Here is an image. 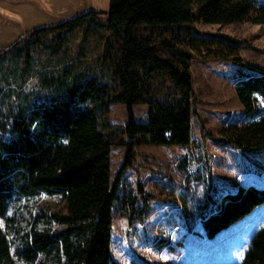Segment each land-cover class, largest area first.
Wrapping results in <instances>:
<instances>
[{
    "label": "trees",
    "instance_id": "16d2710c",
    "mask_svg": "<svg viewBox=\"0 0 264 264\" xmlns=\"http://www.w3.org/2000/svg\"><path fill=\"white\" fill-rule=\"evenodd\" d=\"M102 14L116 39L115 84L78 72L70 83L61 82L50 100L28 98L8 104L1 100L0 80V218L11 227L12 206L41 193L60 195L67 209L41 210L27 227L17 230V240L0 224V264H122L114 260L112 235L123 177L134 166L140 145H191L195 57L218 58L259 72L243 73L237 83L238 97L249 115L258 109L257 96L264 99V68L243 58L244 43L225 34H201L195 26L201 21L264 24L263 0H110L107 11L90 10L36 28L0 49V66L23 54L30 65L33 47L45 37L63 38L65 31ZM113 103L127 106L129 119L121 128L111 129L108 113ZM140 104L149 106L146 121L136 119L135 106ZM224 135L246 152L264 150V115L245 125L232 124ZM113 145L126 147L114 182ZM236 188L201 212L209 238L264 204V186L238 183ZM125 203L133 217L148 206L146 202L137 211L133 197ZM192 264H264V226L254 234L242 262Z\"/></svg>",
    "mask_w": 264,
    "mask_h": 264
},
{
    "label": "rangeland",
    "instance_id": "374dc122",
    "mask_svg": "<svg viewBox=\"0 0 264 264\" xmlns=\"http://www.w3.org/2000/svg\"><path fill=\"white\" fill-rule=\"evenodd\" d=\"M94 3L101 11L110 7V0ZM14 21L7 14L1 16L0 31L4 30L0 32V49L12 46L34 30L19 38L9 34L6 39L7 30L25 28L12 25ZM107 23V16L102 14L96 21L82 22L65 31L63 38L50 34L33 47L30 65H26L24 54L11 56L0 66L4 89L1 100L8 104L28 98L50 100L61 82L70 83L78 72L115 84L116 39ZM195 26L204 35L225 34L242 41L243 58L264 68V24L201 21ZM191 69L195 88L192 143L189 147H137L136 162L123 177L114 211L112 252L116 262L240 263L254 234L264 226V204L213 238L206 236L201 218V212H207L221 194L236 190L238 183L264 186V150L246 152L230 144L224 135L232 124L245 125L264 115L262 97L257 96L258 109L249 115L236 89L243 73L259 72L222 59L200 57L191 61ZM135 116L138 121H146L149 106L136 105ZM108 119L111 129L125 126L129 119L127 106L111 104ZM117 135L121 136V129H117ZM125 153V146H112L113 182ZM128 197L137 200V211L147 202L146 211L129 216L125 209ZM41 210L65 213L66 202L60 195L46 193L25 197L9 211L14 219L12 226L7 227L2 218L0 224L12 240H17V230L27 227Z\"/></svg>",
    "mask_w": 264,
    "mask_h": 264
},
{
    "label": "crops",
    "instance_id": "0c3cea01",
    "mask_svg": "<svg viewBox=\"0 0 264 264\" xmlns=\"http://www.w3.org/2000/svg\"><path fill=\"white\" fill-rule=\"evenodd\" d=\"M95 0H0V18L7 14L14 19L13 28L5 32L21 37L24 33L41 26H50L59 20H68L90 10H98ZM103 1V0H99ZM108 2V0H104ZM2 27V25H0ZM4 28V27H3ZM4 29H1L2 32ZM1 35V34H0Z\"/></svg>",
    "mask_w": 264,
    "mask_h": 264
}]
</instances>
